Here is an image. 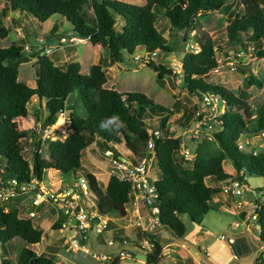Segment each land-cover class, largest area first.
I'll use <instances>...</instances> for the list:
<instances>
[{
    "label": "trees",
    "instance_id": "trees-1",
    "mask_svg": "<svg viewBox=\"0 0 264 264\" xmlns=\"http://www.w3.org/2000/svg\"><path fill=\"white\" fill-rule=\"evenodd\" d=\"M86 1L3 0L0 7V39L8 32L1 22L2 16L6 10H10L23 11L38 22L53 15L61 17L68 23L73 36L106 48L110 63L120 62L123 52L131 55L138 46L146 53L157 50L172 52L155 27L153 8L159 7L170 30L182 31L183 44L192 43L195 47V51L185 49L177 58L181 88L198 101L203 95L214 96L223 107L219 115L209 120L213 130L212 139L190 140L196 143L192 150L194 157L190 165H183L178 155L181 141L166 126L172 113L170 109L153 102L143 93L117 92L104 87L105 66L99 63L89 65L86 73H80L77 62L55 64L48 55L41 53V49H37L38 46L48 45L43 41L37 42L40 44L31 53L34 58V87H29L17 80V66L28 58L22 53L21 46L11 44L0 47V159L4 160V164L0 162V179L13 178L18 182L34 183L37 187L48 169L61 175L80 171L84 178L89 179L90 172L81 165L80 158L90 143L98 140L104 149L112 151L113 156H119L113 146L122 143L127 151L124 156L135 162L145 152L146 141L150 137L147 129L157 132L158 135H151V139L158 171L153 182L157 193L154 206L158 225L150 231H140L139 238L151 243V249L144 250L143 264H158L161 246L151 237V232L155 234L157 229L164 227L172 238L181 240L185 226L180 216L185 215L199 224L210 209L212 196L218 191L217 187L206 185L205 178L213 183L232 177L240 179V174L264 179V150L252 153L236 146L241 136L264 134V103L247 112L246 118L239 111L250 93L264 89V74L256 77L247 67L236 64L234 68L246 75L244 84L250 87L249 92L241 90L237 95L202 78L219 65L221 58H228L229 53L237 57L238 49L246 55L264 59V0H237L242 6L241 13L233 10L232 0H144L142 5L119 0H88L92 12L90 20L85 18L82 11ZM217 11L229 12L230 16L221 28V36L211 35L199 25L201 17ZM52 27L50 30L53 31ZM147 66L155 72L157 80L175 74L172 70L175 66L171 69L152 61ZM74 89H77L74 103L79 112L65 115L69 133L63 139L46 142V157L40 153L41 141L36 136L32 141L31 160L27 161L22 155L21 140L29 133H36L34 130H18L12 119L25 118L28 114L26 105L35 96L39 103L43 101L45 109L41 126L52 124L57 115L64 111L65 100ZM196 108L197 105L193 104V113L178 122L189 123ZM145 112L156 115L152 126H145L142 120ZM58 120L61 119H56L54 123ZM110 120L113 122L109 123ZM102 122L106 128L101 127ZM210 141L215 144V149ZM224 160L230 162L232 174L223 171ZM129 189L130 182L112 172L107 177L103 194L110 203L123 207L131 199ZM253 201L258 224L257 239L264 249V200ZM243 214L237 217L241 218ZM62 217L57 215L50 228L60 227ZM41 234L42 230L33 225L22 209L13 208L8 212L0 206V244L13 245L12 240L19 238L26 245H32L41 240ZM232 243V252L239 254ZM43 252L36 253L24 246L14 260L0 255V264H53V251L48 254ZM259 258L260 254L254 259V264H262ZM119 260L114 255L108 264H119Z\"/></svg>",
    "mask_w": 264,
    "mask_h": 264
},
{
    "label": "rangeland",
    "instance_id": "rangeland-1",
    "mask_svg": "<svg viewBox=\"0 0 264 264\" xmlns=\"http://www.w3.org/2000/svg\"><path fill=\"white\" fill-rule=\"evenodd\" d=\"M125 3L138 4V0L135 3L134 0H119ZM128 1V2H127ZM140 4L143 2L139 0ZM233 10L236 13H241L242 6L237 0H232ZM3 5V0H0V7ZM82 11L84 12L85 18L90 20L92 18V12L88 4V0L82 5ZM153 11L156 14V29L164 37L168 46L172 49V52L166 51H156L155 57L151 60L153 63H161L166 67L171 69L175 66L173 71L174 75H165L161 80L155 78V72L151 67L146 64H141L139 61H134L132 57L134 55L144 56L145 51L141 46L135 47L131 55H127L125 52L122 53V59L120 62L108 64L109 55L106 48L96 49L94 45L89 42L77 43L75 44V54L69 61L78 62L80 65V73H86L87 68L91 64L99 63L105 66L106 82L104 87L112 88L117 92H140L145 94L153 102L164 106L171 110V115H169L166 126L169 128L174 136L178 137L181 144L190 150H193L196 143L190 141L189 137L186 135L185 127L188 124H181L178 121L183 120L187 114L193 113V104L198 105V100L193 96H189L184 89L181 88L179 79L181 77V72L178 69L179 62L177 58L180 57L181 53L187 48V45L183 44L182 31H171L169 28L168 21L166 17L160 12L159 7H154ZM18 15V13H16ZM14 14V18L16 17ZM8 10L5 11L4 16H2V24L8 28L6 36L0 39V47H7L11 44L19 45L22 48V53L27 56L28 60L26 62H21L17 66V80L23 82L29 87H34V58L31 57V53L36 50L35 39L41 37L42 41L52 47L54 53H58V46L62 43L69 44L68 40L63 37L66 41L57 42L52 38L53 36H41L43 30L47 31L53 22H57V18L60 19V25L58 29H61L63 35H69L68 23L57 15L51 16L43 24L39 23L36 19L25 12L19 13L16 17L17 20L10 17ZM226 18L225 13L208 12L205 16L201 17L199 20V25L204 28L211 35L221 36V28L225 25ZM20 26V27H19ZM57 26V25H56ZM30 33L28 37L24 31ZM25 33V34H24ZM39 33L33 39V35ZM29 39L32 40L29 42ZM94 47V48H93ZM40 49V48H37ZM62 48V50H64ZM53 53V55H54ZM230 56L226 59H222L219 65L210 70L208 73L202 76L205 82L211 84L220 85L227 90L231 91L234 95H237L241 90L249 92V86L244 84L246 75L239 72L234 68L236 64L247 67L250 72L256 76L260 77L264 74V59H257L251 55H246L238 49L234 57L232 52L229 53ZM52 57V55H51ZM64 59V58H62ZM57 64H61V61H54ZM77 89H74L70 95L67 96L65 100V108L63 111L64 115L72 112H79L74 101L76 102ZM264 103V89L254 90L249 94L243 101V105L239 107V111L244 118L247 116V112L253 111V109ZM28 114L25 118H13L12 121L15 127L26 130H34L36 126L41 123L43 116L45 114V109L43 101L40 103L37 101L36 97L30 98L26 105ZM223 109L222 106L217 108V114H220ZM155 114H150L147 112L142 114V120L146 127L152 126L155 122ZM56 119L58 120L56 123ZM51 128H58V134L60 139H63L68 133V127L66 122L62 125V118L58 115L55 118ZM214 124V122H213ZM65 127L67 129H65ZM36 133V132H35ZM37 134L29 133L27 137L22 138V155L30 162L31 152H32V141L35 140ZM243 137V136H241ZM239 137L238 140L241 138ZM249 143L242 146L243 151H250L252 153H257L264 150V136L259 137H249ZM212 148L215 149V144L210 141ZM45 144L41 143L40 153L43 157H46ZM118 150L121 151L119 158L121 161H128V158L124 156V147L121 144L117 145ZM103 146L97 140L92 142L87 151L80 159L82 165L85 166L87 171L92 173V177L88 179L86 184L85 194L82 196L81 204L86 207L88 212H90V223L93 225L99 219L107 220V218H115V223H111L112 237L121 242L122 238L126 241L127 247L124 248L129 256L125 258H120V264H141L140 261L144 259V250L137 247V242L141 239L139 238L140 231L146 228V223L148 220H142V215L145 218L152 216L149 210L141 206L138 202L139 219L133 214L131 210L132 201L121 205H115L110 203L103 194V187L108 175L115 172V168L110 163L109 159L102 154ZM123 153V154H122ZM1 163L4 164V160L0 159ZM182 164H184L182 162ZM224 169L231 171V164L228 160H224L222 163ZM149 176L151 178H156L158 176L157 168L153 164L151 170L149 171ZM83 177L82 172L76 171L68 172L66 175H61L57 171L47 170L43 175V181L38 184V187L29 188V190L23 193H17L14 197L6 202H0V206L4 211L10 212L14 207L22 209L24 212L30 207V199L34 192L39 190H55L64 189L66 186L71 185L73 182H78L79 178ZM84 178V177H83ZM206 185H212L213 183L209 178L205 179ZM246 190L242 192L239 198H223L216 202L211 201L210 210L206 215L203 216L199 224H195L190 221L187 216L182 215L180 219L185 226L184 236L181 240H176L180 245L176 247L178 249L179 261L177 264H192L189 255H186V251H189L192 255L201 259L200 255L196 252L197 247L204 249L206 255H211V257L218 259L221 264H254V259L260 254L259 260H262L264 264V249L258 248L257 233L258 224L256 221L248 223L246 226L232 227L231 220H238L237 217L241 213H251L253 212L254 199L264 200V179L256 175L245 176ZM238 201L240 202L238 204ZM214 204V205H213ZM38 214L31 218V222L34 226L42 229L41 240L32 244L31 246H25V242L19 238L12 240L13 245L8 243L0 244V255L9 259L14 260L17 253L22 247H28L36 253H52L53 264H88L92 262L97 264L99 261L102 264H108V260L102 261L99 258L91 257V253H95L94 249L90 247H95L102 255L114 256L117 250L116 242L111 239L108 232L102 231L100 234L94 233L93 229L88 232L87 240L85 246L88 249V253H83L80 250H74L66 241V238L73 234V229H69L68 225L65 224V218L60 222L58 228H50V224L55 220L56 215H62L61 210L57 208V204L54 202H41L38 205ZM223 211V212H222ZM148 213V215H147ZM134 215L135 219H130V216ZM122 220H125L122 221ZM128 221H131V226L126 228L118 229V224L123 223L126 225ZM108 222V220H107ZM63 223V227H61ZM46 226L47 229L45 228ZM107 226V223H106ZM105 226V229L107 227ZM253 226V227H252ZM46 229V231H45ZM160 233L154 234L151 232V237L157 242L164 243V237L170 236L168 230L164 227L159 228ZM148 231V230H147ZM167 235V236H166ZM220 235L225 237L239 238L238 240H245L249 251L240 252L239 254L232 255L231 250H233L232 245H228L225 240L219 238ZM107 240H112L113 245L108 246L106 244ZM129 245V246H128ZM229 246V250H228ZM231 248V250H230ZM99 257V254H96ZM132 255V256H131ZM0 256V258H1ZM258 262V261H257Z\"/></svg>",
    "mask_w": 264,
    "mask_h": 264
},
{
    "label": "built area",
    "instance_id": "built-area-1",
    "mask_svg": "<svg viewBox=\"0 0 264 264\" xmlns=\"http://www.w3.org/2000/svg\"><path fill=\"white\" fill-rule=\"evenodd\" d=\"M41 39H37V42H41ZM58 41L65 42L64 38H59ZM78 39L73 37L68 38L69 43L78 42ZM41 49V53L44 55H49L53 49L48 45L38 46ZM188 50L195 51V47L192 43L187 44ZM156 55V51L142 55H134L132 59L134 61H139L141 64H146L151 61ZM221 106L219 100L214 96L203 95L198 102L197 108L194 111L193 118L185 127V133L190 140L201 141V140H211L212 139V124L209 122L210 118L219 115L217 114V108ZM222 111V110H221ZM59 118H62V125L66 122L68 127V121L63 112L58 114ZM53 124L41 126L39 123L35 132L40 139L41 143L48 142L55 139H60L58 134L57 126L51 128ZM65 129H67L65 127ZM147 133L150 134L149 139L146 141L145 152L143 156L135 159V162L132 161H121L119 156H113L112 151L109 148H106L102 151V154L107 157L110 163L115 168V174L121 178L128 180L130 182L129 195L131 196V210L134 215H138L139 210L137 203L139 202L141 206L145 207L146 210H149L152 213V216H149L148 222L146 223V228L142 230L150 231L158 225V220L156 218V208L154 206V199L157 196V193L154 189L153 182L154 178L149 176V171L151 170L153 164L156 168L155 156L152 149V139L151 135L157 136L158 133L150 129H147ZM259 136H264L260 134ZM256 136V137H259ZM250 138L247 136L241 137L236 141V146L238 149L242 150V146H245L249 143ZM116 150V149H115ZM116 152H118L116 150ZM178 155L182 159L183 165H190L192 163L194 152L189 148L180 145ZM241 178H229L221 182L219 185V195L223 198H239L243 191L246 190L245 177L240 174ZM88 179L79 178L78 182H73L71 185L67 186L64 189H55V190H39L34 192L33 196L30 199V207L25 212V215L32 218L35 216L36 208L38 205L45 202H54L57 204V208L61 210L62 215L66 218L65 224L68 225L69 229H73L74 233L67 237L68 244L74 250H80L83 253H88V249L85 246L88 232L93 229L94 233L100 234L106 226L107 220L99 219L93 225L90 223V212L86 209L84 205L81 204L82 196L85 194L86 184ZM33 186L36 187L34 183H25L18 182L17 180L11 178L8 180L0 179V202H6L14 197L17 193H23ZM38 187V186H37ZM130 202V201H129ZM240 202L238 201V204ZM74 219L73 224L70 223V220ZM256 221L254 212H247L242 215L237 221L233 222L231 226L238 227L247 225L248 223ZM257 222V221H256ZM220 239L225 240L227 244H231L233 239L231 237H225L224 235L219 236ZM106 244L112 246V240H107ZM117 250L114 255H117L120 258H125L129 256V253L124 250L127 247L126 241L122 238L121 242L117 241ZM137 247L141 250H150L151 243L145 239L141 238L137 243ZM129 246V245H128ZM91 257L96 258L95 253L90 254ZM206 256V255H205ZM99 258L105 259L99 255Z\"/></svg>",
    "mask_w": 264,
    "mask_h": 264
},
{
    "label": "crops",
    "instance_id": "crops-1",
    "mask_svg": "<svg viewBox=\"0 0 264 264\" xmlns=\"http://www.w3.org/2000/svg\"><path fill=\"white\" fill-rule=\"evenodd\" d=\"M143 2L140 4V1L138 0V4L139 5H142L143 3H144V0H142ZM128 2V1H127ZM134 2L136 3L137 1L136 0H134ZM132 4V3H131ZM136 5V4H135ZM8 12H9V14L11 15L10 17L11 18H13V19H15V20H17L16 19V17L18 16V19H19V13H21V12H23V11H21V12H18V11H10V10H8ZM16 13H18V15L16 14ZM222 13H225V16H226V18H227V16H228V19H230V16H229V12H222ZM14 14H16V17L14 18ZM49 19V18H48ZM48 19H46V20H48ZM45 20V21H46ZM45 21H43V22H39V23H41V24H43ZM227 21V20H226ZM57 22H58V24L56 23V22H53L52 24H51V26H50V28L52 27V25H53V31L52 30H50V28L47 30V31H42V32H39V33H42L41 34V36H44V37H47V36H53L52 38L57 42V40L59 39V38H63V37H65L67 40H68V38L69 37H73V38H75V39H78L79 41L78 42H72V43H69V44H67V43H62L61 45H59L58 46V49H59V51H58V53H54V50L48 55L51 59H52V61L54 62V61H61V64L62 63H69V62H73V61H69V59L72 57V56H74V54H75V44H77V43H83V42H88L86 39H81V38H78V37H76V36H73L72 35V33H71V31H69V35L68 36H66V35H63L62 34V32H61V29H58L59 28V25H60V20L58 19L57 20ZM57 25V26H56ZM20 27V26H19ZM58 27V28H57ZM155 27H156V22H155ZM24 31V30H23ZM51 31H52V33H51ZM25 33L27 32V31H24ZM24 33V34H25ZM39 33H36V34H34L33 36V39L34 38H36L37 36H35V35H37V34H39ZM28 37L30 36V33H28L27 32V34H26ZM37 39H42L41 37H39V38H36L35 39V45H39L40 43H37ZM32 40H30L29 39V42H31ZM44 41V40H43ZM65 47V49L64 50H62V48H64ZM94 47L96 48V49H104V47H101V46H99V45H94ZM93 47V48H94ZM53 53H54V55H53ZM51 55H52V57H51ZM62 58H64V59H62ZM55 64H57L56 62H54ZM78 63V62H77ZM113 63H117V62H113ZM79 64V63H78ZM108 64H111L110 62L108 63ZM89 67V66H88ZM88 69V68H87ZM106 70V69H105ZM79 71H80V65H79ZM106 82V81H105ZM105 84V83H104ZM91 144V143H90ZM89 144V145H90ZM119 144H121L122 145V147H123V144L122 143H119ZM119 144H116V145H114L113 147L118 151V153H119V155H121V151L120 150H118V148H117V145H119ZM89 145L85 148V150H84V153H85V151H87V148L89 147ZM84 153H83V155H84ZM123 154V153H122ZM124 154H127V151L124 149ZM82 155V156H83ZM82 156H81V158H82ZM80 158V159H81ZM128 161H131V160H128ZM133 162V161H132ZM82 165V164H81ZM83 167H85L84 165H82ZM222 169H223V171L224 172H226V173H228V174H232L233 173V168L231 167V171H228V170H226V169H224V167L222 166ZM48 170H53V169H48ZM47 171V170H46ZM53 171H55V170H53ZM89 172V171H88ZM90 177H92V173L90 172ZM91 179V178H90ZM206 179V178H205ZM205 179H204V182H205ZM107 180V179H106ZM105 183H106V181H105ZM213 183V182H212ZM221 184V182H219V183H213L212 185H208V186H211V187H217V189H218V191L212 196V199H211V201L213 202V201H218L219 199H220V195H219V185ZM67 187V186H66ZM216 203H219V202H216ZM212 205V204H211ZM214 205V204H213ZM14 208H16V207H14ZM36 209H38V207L36 208ZM210 210V209H209ZM208 210V211H209ZM223 212V211H222ZM36 215L38 214V210L36 211V213H35ZM207 214V213H206ZM205 214V215H206ZM147 215H148V213H147ZM136 216V215H135ZM134 215H131L130 216V219L129 220H131V219H135L136 217H137V219H139V216L137 215L136 217H135ZM149 216V215H148ZM56 217H57V215H56ZM63 218H65L64 216L62 217V219H61V221L63 220ZM149 218V217H148ZM148 218H145V216L144 215H142V217H141V219L142 220H148ZM56 219V218H55ZM107 220H108V222H107V229H104L103 231H106V232H108V234H109V236L111 237V239H113L115 242H117L118 240L117 239H115V238H113L112 237V234H111V227H113V225L112 224H110V222L111 223H114V224H116L115 223V218H113V217H110V218H107ZM60 221V222H61ZM65 221H66V218H65ZM122 221H124L125 222V220H122ZM235 221H237V220H231V222L233 223V222H235ZM97 221L95 220V223H96ZM231 223V224H232ZM63 225V223H61V227H63L62 226ZM132 224H131V221H128L127 223H126V225H123V223H121V224H118V229H119V227L120 228H126L127 226H131ZM47 227L48 226H46L45 228L47 229ZM253 227V226H252ZM46 229H45V231H46ZM42 230V229H41ZM160 229H157L156 230V232H155V234H157L158 235V233H160ZM42 232H43V230H42ZM257 235H258V233H257ZM167 236V235H166ZM228 237V236H227ZM258 237V236H257ZM165 239V241H164V243H160V242H158L159 243V245L161 246V258H160V261L158 262V264H177L176 262H178L179 261V256H177V255H180L178 252H176V251H178V249H176V247L178 246V245H180V242L179 243H177L176 242V240L174 239V238H172L171 236H168V237H164ZM232 238V237H231ZM233 239V245H234V247H235V250L238 252V253H242V252H246V251H249V249H248V247H247V244H246V241L243 239V240H238L239 238H232ZM66 241H67V238H66ZM257 241H258V239H257ZM226 242V241H225ZM228 245H230V244H228ZM25 246H31V245H26L25 244ZM90 247L92 248V249H94V252H95V254H99L100 256H102V257H104L105 259H104V261H106V260H109L112 256H110V258H109V255H102L101 253H99L97 250H95V247H93V246H91L90 245ZM258 248H262L261 246H260V244L258 243ZM228 250H229V246H228ZM230 250H231V248H230ZM196 252L200 255V257H201V259H199V258H197L196 256H194V255H192L189 251H186V252H184V253H186V255H189L190 256V258H191V262H192V264H221V262L220 261H218V259H215V258H213V257H211V255L209 254V255H206V251L204 250V249H200L199 247H197V250H196ZM231 253H232V255L233 256H235L234 255V253L232 252V250H231ZM206 255V256H205ZM132 256V255H131ZM97 258H99V257H96V259ZM99 259H102V258H99ZM102 261H103V259H102ZM140 263L141 264H143V260L142 261H140ZM88 264H93L91 261L90 262H88ZM97 264H102V262H98ZM119 264H120V262H119Z\"/></svg>",
    "mask_w": 264,
    "mask_h": 264
},
{
    "label": "clouds",
    "instance_id": "clouds-1",
    "mask_svg": "<svg viewBox=\"0 0 264 264\" xmlns=\"http://www.w3.org/2000/svg\"><path fill=\"white\" fill-rule=\"evenodd\" d=\"M117 118H118V117H117ZM108 122H109V123H112L113 121L110 120V121H108ZM101 127H102V128H106V124H105L104 122H102V123H101Z\"/></svg>",
    "mask_w": 264,
    "mask_h": 264
},
{
    "label": "water",
    "instance_id": "water-1",
    "mask_svg": "<svg viewBox=\"0 0 264 264\" xmlns=\"http://www.w3.org/2000/svg\"><path fill=\"white\" fill-rule=\"evenodd\" d=\"M180 84H181V83H180ZM73 222H74V219H71V220H70V223L73 224Z\"/></svg>",
    "mask_w": 264,
    "mask_h": 264
}]
</instances>
